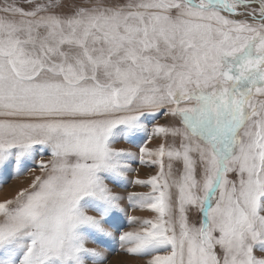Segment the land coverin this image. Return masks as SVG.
<instances>
[{
  "label": "snow or ice",
  "instance_id": "1",
  "mask_svg": "<svg viewBox=\"0 0 264 264\" xmlns=\"http://www.w3.org/2000/svg\"><path fill=\"white\" fill-rule=\"evenodd\" d=\"M38 156L0 264H264V0H0V167Z\"/></svg>",
  "mask_w": 264,
  "mask_h": 264
},
{
  "label": "rangeland",
  "instance_id": "2",
  "mask_svg": "<svg viewBox=\"0 0 264 264\" xmlns=\"http://www.w3.org/2000/svg\"><path fill=\"white\" fill-rule=\"evenodd\" d=\"M144 133H137L134 135H126L121 130H117V143L115 147L124 148L130 150L134 153L139 152V146L143 142L148 148H154L156 142L145 141ZM47 157L45 156V159ZM40 157L36 158V161L27 160L22 163L18 169L16 164L13 162L6 167H0V202H3L5 198H12L19 189L28 187L31 180L37 175H41L37 164ZM147 159V158H146ZM18 171H22L23 175H18ZM155 174V168L148 164H140L138 161L132 162V171L129 173L126 187H114V190L123 196H127L129 192H148L150 189L141 187L134 183H128L136 179L146 180ZM154 213L147 210H141L138 208L127 206L126 202V214H120L119 217V231H130L133 230L138 225L130 222L127 217L135 216L139 219H152L154 218ZM195 220V217H193ZM95 246V245H93ZM105 255L107 256L106 264L114 263H125V264H146L147 258L132 257L128 255L119 245L118 240L109 241L106 245ZM164 254V253H161ZM141 260V261H140Z\"/></svg>",
  "mask_w": 264,
  "mask_h": 264
},
{
  "label": "bare ground",
  "instance_id": "3",
  "mask_svg": "<svg viewBox=\"0 0 264 264\" xmlns=\"http://www.w3.org/2000/svg\"><path fill=\"white\" fill-rule=\"evenodd\" d=\"M140 261H141V260H140ZM145 262H146V261H145ZM114 264H125V263H121V262H120V263H114Z\"/></svg>",
  "mask_w": 264,
  "mask_h": 264
}]
</instances>
